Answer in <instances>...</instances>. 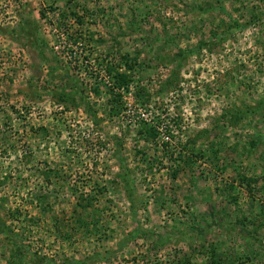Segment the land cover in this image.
<instances>
[{
  "label": "rangeland",
  "instance_id": "374dc122",
  "mask_svg": "<svg viewBox=\"0 0 264 264\" xmlns=\"http://www.w3.org/2000/svg\"><path fill=\"white\" fill-rule=\"evenodd\" d=\"M262 101L264 0H0V264H264Z\"/></svg>",
  "mask_w": 264,
  "mask_h": 264
},
{
  "label": "trees",
  "instance_id": "16d2710c",
  "mask_svg": "<svg viewBox=\"0 0 264 264\" xmlns=\"http://www.w3.org/2000/svg\"><path fill=\"white\" fill-rule=\"evenodd\" d=\"M42 15H44L43 13H42ZM214 37V35H213V33L211 34V36H210V40L212 39ZM204 44H202V43H200V44H198L197 46H196V48L198 49V48H201L202 46H203ZM116 85L118 86V89H121L122 91H123V86H125L126 87V75L124 74V73H120V74H118L117 75V78H116ZM113 89V88H112ZM110 90V92H111V100H110V102H111V109L112 110H110V114L111 115H118L119 113H120V111L118 110V108H116V106L117 105H119L120 104V102H121V94L120 93H122V92H120L116 97H113L115 94V92L113 91V90ZM116 103H119V104H116ZM259 106L260 107H262V106H264V101H262V102H259ZM249 114H251V112L249 113ZM227 117V116H226ZM243 117H245L244 115H239V114H236V113H234V114H232L231 115V117H228L227 118V120H228V122L230 123V125H236L237 123H239L238 121H240ZM42 130H44V129H42ZM165 131V133H166V139H168V141L167 142H164L163 140H161L162 142H161V145L164 147V148H167L168 146H169V140L171 139V138H173V136H172V131L169 129V128H167L166 130H164ZM160 130H159V128H158V126H156V125H150V124H147V123H145V122H141V123H139V125H138V132H137V134H138V136L139 137H141V139H143L142 141H143V143H145V147L141 150V149H137V155L139 154L140 155V157L141 158H144V157H146L147 156V151L149 150L148 148H149V146H147L149 143L150 144H152V145H154L155 144V147L156 146H159V144L157 143V138L158 137H160ZM148 149V150H147ZM192 157H191V159L188 157L187 158V160H186V162L189 164V166H190V164H193L195 161L193 160V154L191 155ZM179 157H180V154H179ZM215 157V156H214ZM197 158L198 159H200V160H208V161H213V160H215L216 159V157L212 160V158H208V156H206V154H204V153H202V152H199V154H197ZM191 167H192V165H191ZM173 174L175 175V172L173 171ZM133 198H134V193H131V195L130 196H128V199L131 201V203L133 202ZM84 204V205H83ZM77 205L78 206H80V207H86V208H88V207H94V204H92V199L90 198V199H88L87 201H85V202H77ZM16 214H20V212H16ZM12 217H13V220H18L17 218H16V216L15 215H13L12 214ZM5 226L4 225H2V224H0V229H3ZM3 233H11V231H10V229L9 228H6V230L5 229H3ZM18 246V248L15 250V255L17 254H21L22 252H23V246H21V245H16L15 247H17ZM121 246V245H120ZM26 249V248H25ZM111 253V252H110ZM131 261V260H130ZM184 261V260H183ZM176 263H178V262H176ZM184 263H186V262H184ZM183 262H182V264H184Z\"/></svg>",
  "mask_w": 264,
  "mask_h": 264
}]
</instances>
